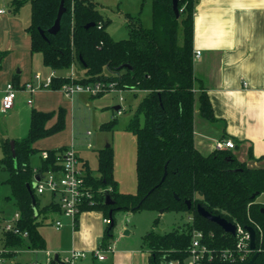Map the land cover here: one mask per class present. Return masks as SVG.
<instances>
[{"label": "trees", "instance_id": "obj_1", "mask_svg": "<svg viewBox=\"0 0 264 264\" xmlns=\"http://www.w3.org/2000/svg\"><path fill=\"white\" fill-rule=\"evenodd\" d=\"M28 1L30 22L26 31L30 36L31 51L40 53L43 64L56 72L52 89H58L64 83L112 80L123 89L145 91L125 126L136 140L135 192L119 190L114 177L111 145L98 150L96 173L88 168L84 170L93 204L84 203L81 211L99 210L109 220L111 211L113 221L112 225L109 222L105 226L99 248L105 250L111 245L117 211L133 212L142 208L160 214L187 212L192 217V221L181 230L173 229L162 234L151 230L142 237V247L149 253V264L183 261L193 228L206 235L212 231L214 245L218 248L233 246L235 236L198 215L196 207L200 205L210 214L232 224L253 228L255 249L251 257L254 253L257 255L251 264H264V203L257 201L264 192V165L249 167L227 148L214 149L204 155L193 141V114L197 100L200 115L209 121L215 120L207 93L201 91L196 96L194 90L195 0H177L178 18L172 0H151V26L144 27L138 19L129 16L128 37L125 39H114L109 34L106 29L109 19L103 17L95 0H63L65 9L54 34L48 29L54 24L61 0ZM24 2L12 0L10 4L13 10H18ZM2 57L3 52H0V61ZM77 64L84 70L81 78L71 79L66 74H59ZM54 116L55 122L48 125ZM116 122L115 118L107 121L100 125V129L110 131ZM64 125V108L48 112L32 109L27 134L14 140L12 145L6 139L0 143L3 154L0 172L4 174L0 182L9 187L3 200L18 211L17 224L28 232L26 240L31 249L44 246L38 230L39 214L61 211L55 200L40 207L38 196L29 187L34 168L30 158L41 151L33 144L63 130ZM67 147L45 149L48 157L42 159L40 156L38 171L59 168L57 156ZM107 195L111 203L105 202ZM32 196L36 202V217ZM157 222L158 218L154 224ZM3 235L7 246L13 248L6 254L12 259L16 254L14 249L25 239L10 232Z\"/></svg>", "mask_w": 264, "mask_h": 264}, {"label": "crops", "instance_id": "obj_2", "mask_svg": "<svg viewBox=\"0 0 264 264\" xmlns=\"http://www.w3.org/2000/svg\"><path fill=\"white\" fill-rule=\"evenodd\" d=\"M10 3H0V7H4L6 10L5 13L0 14V52H3L0 61V99L7 82H13L15 86L22 88L26 82L33 81L35 73H40L44 78L52 70L43 64L40 53L31 51L30 36L26 31L30 22V6L29 9L22 12V7L13 10ZM195 51H200L198 57H193L195 94L198 96L201 91L207 93L215 116L214 121L203 118L199 113L198 100L195 102L193 114L195 147L206 155L215 149V141L231 139L235 143V147L231 151L240 161L246 162L249 167H262L264 165V0H195L193 54ZM76 67L81 69L80 75H75V79H79L84 75V70L78 64L72 69ZM69 71H62L59 74L65 75ZM125 90L131 92L136 101L131 113L119 126L124 129V132L119 134L118 140L116 138L112 143H106L98 148L97 152L108 145L112 146L114 177L119 190L133 193L136 190V140L133 134H127L125 126L145 91L138 89H124L123 91ZM29 98L32 100L30 104L27 103ZM70 98L58 89H40L33 93L20 90L13 107L5 112L0 111V114L12 111H16V114L22 113L21 132L25 130L26 135L32 109L48 112L56 111L59 107L64 108L65 125L63 130L57 133L65 134L66 139L49 148L38 147L39 140H37L33 147L42 151L63 145H72L78 155L81 167L84 170L88 168L93 172L96 171L97 156L96 167L92 168L86 152H81L74 146L70 118L73 99ZM119 109L122 112L117 114ZM124 111V107L118 104L114 105L110 111L104 110L102 113H105V119L101 121L99 128L101 124L114 118L117 120L115 127L119 125V117L123 115ZM55 120L56 116L49 120L48 125L53 124ZM89 134L87 133V135ZM25 135H22L20 139ZM4 139L9 140L11 144L17 140L14 137L10 140L7 133L2 131V133L0 132V143ZM86 147L90 148L91 144L88 143ZM118 148L119 150H117ZM40 152L37 153L39 158ZM2 178L4 176L1 175L0 179ZM45 195L49 194L41 196ZM263 195L264 192L258 198ZM50 197L46 204L53 201L52 198L55 196ZM257 201L259 200L257 199ZM259 202L264 203V200ZM13 212H15L14 209ZM127 212L129 214V211ZM12 213L4 211L0 214L10 216ZM54 214L62 215L59 212ZM129 218H131V214ZM56 220L60 219L53 221V228L58 232L57 243L53 244V249L59 250L65 246L86 251L88 254L99 247L106 226L103 223L101 211H82L78 215L75 225L71 221V226L64 228L62 226L59 229L55 228ZM113 233L112 251L105 252L104 260L96 258V264H149V253L142 247V238L140 243H122L121 235L130 234L128 228L122 224L115 223ZM4 241L6 243L5 237ZM25 242H27L26 239L23 244L27 249L35 250V252L38 250L31 249L28 242ZM86 263L93 264V260ZM86 263L79 260L77 264Z\"/></svg>", "mask_w": 264, "mask_h": 264}, {"label": "rangeland", "instance_id": "obj_3", "mask_svg": "<svg viewBox=\"0 0 264 264\" xmlns=\"http://www.w3.org/2000/svg\"><path fill=\"white\" fill-rule=\"evenodd\" d=\"M12 0H0V3L11 2ZM98 2V9L104 18L109 19L107 25V31L114 39H125L128 37L127 23L129 16L134 19H138L144 27H150L152 24L151 19V0H95ZM6 5V4H5ZM30 2L25 0L22 7V12L29 9ZM39 54V53H38ZM73 74L79 76L81 69L76 67L72 69ZM122 96V100L119 97ZM70 99H73V108L70 110V118L72 120V134L74 140V146L81 152H86L92 168L96 167L97 149L105 145L106 143H112L118 140L119 134L124 132L121 123L125 121L126 117L131 113L136 98L134 95L125 90L118 94L105 93L99 97H91L85 93H76ZM120 105L124 107L125 111L121 117H119V125L112 130H101L99 124L103 121L105 113L104 110H112L114 105ZM107 105V107H106ZM23 114H16V111H12L6 114H0V132L4 131L10 140L14 137L20 139L22 135H25V130L21 132V121ZM25 119V117H24ZM25 122V121H24ZM87 132H90L87 135ZM62 134V133H61ZM127 134L131 135L132 133ZM66 139L65 134L54 133L48 137H45L38 141V147H51L55 143ZM56 140V141H55ZM90 143L91 147L87 148L86 145ZM119 150V148L117 149ZM125 153V152H124ZM123 153V154H124ZM2 151L0 148V158L2 157ZM32 166L39 165L40 158L36 153L30 158ZM134 169V164L132 163ZM96 173V171H93ZM134 172V170H133ZM4 176L0 172V176ZM1 180V179H0ZM9 187L5 183L0 182V213L6 211L12 213L13 207L6 204L3 197L8 194ZM39 206L42 207L49 200L50 196H38ZM53 200L57 201V197H53ZM259 201L264 200V195L257 198ZM3 210V211H2ZM131 214V218L129 215ZM10 215V214H9ZM190 215L187 212H175L166 211L159 213L157 211L142 208L133 212L129 211H117L114 215L115 223L122 224L130 231L129 235H121L122 243L130 244L135 242H141V238L148 232L154 231L162 234L169 232L173 229H179L185 227V224L189 222ZM158 218V222L154 224V220ZM60 219L62 227L71 226L72 218L65 217L63 215H57L53 212L40 213L37 217L39 222L38 230L44 239V246L41 249L29 250L26 245L23 244L15 249L16 254L12 258L13 262L19 264H28L35 260L45 261L46 256L43 251L60 252V255L67 254L71 248L62 246L59 250L53 249V244L57 243L58 232L53 228V221ZM27 243V242H25ZM96 264V258L88 252L86 258L81 259L83 263L92 262Z\"/></svg>", "mask_w": 264, "mask_h": 264}, {"label": "built area", "instance_id": "obj_4", "mask_svg": "<svg viewBox=\"0 0 264 264\" xmlns=\"http://www.w3.org/2000/svg\"><path fill=\"white\" fill-rule=\"evenodd\" d=\"M4 7H0V14L5 13ZM200 51H195L193 57H198ZM56 76V72L51 70L49 74L42 78L40 73L33 75V81L26 82L22 88L15 86L13 82H7L2 90L0 99V111L5 112L11 109L14 105L17 93L24 90L28 93H33L40 89H52V79ZM66 76L71 79L75 78L73 71L70 70ZM66 97H72L76 93H85L89 96L95 97L105 93H121L124 89L118 86L116 81L98 80L88 83H64L59 88ZM122 100V96L119 97ZM32 102L31 98L27 103ZM122 112L117 110V114ZM88 134L90 132H87ZM90 146V145H89ZM235 143L231 139H223L215 141V149H233ZM42 159L48 157V151L42 150L40 152ZM57 163L59 168L55 170L38 171L37 167L33 168V176L29 187L37 196L49 194L57 197V202L60 207V213L72 218L73 224H76V215L82 211L81 208L84 203L93 204L92 192L85 183V171L79 164V158L72 145H69L63 152L57 156ZM20 215L15 211L10 216H3L0 214V264H11L13 261L6 256L8 252L13 250L12 247L7 246L4 241V233L10 232L13 235H18L23 239L28 238V232L21 230L18 226ZM192 221V217H189ZM109 218L103 217V223L108 224ZM55 228L59 229L62 226L60 220L54 222ZM236 226L234 245L216 247L214 245V234L212 231L206 235L202 230L193 228L191 230L190 242L187 248V256L183 261L170 260L166 264H243L249 261L253 250L250 249V235L249 232L239 226ZM15 250V249H14ZM112 251V246L107 249L96 248L91 251V254L98 260L106 258L105 252ZM46 256L45 261L41 262L35 260L29 264H77L79 260L87 256L86 251L76 249L70 250L65 255H60L58 252L43 251ZM55 255H57L55 257Z\"/></svg>", "mask_w": 264, "mask_h": 264}, {"label": "water", "instance_id": "obj_5", "mask_svg": "<svg viewBox=\"0 0 264 264\" xmlns=\"http://www.w3.org/2000/svg\"><path fill=\"white\" fill-rule=\"evenodd\" d=\"M172 6H173V10H174L175 15L178 18L179 17V10H178V7H177V0H172ZM64 9L65 8H64V5H63V0H61L60 6H59V10H58L56 19L54 21V24L48 29L49 33L54 34L58 30L59 23H60V18H61V15L64 12ZM40 34L44 38H46L45 34L42 31H40ZM124 66H126V65H124ZM163 178H164V176L162 177V179ZM105 202L106 203H111V201L109 200V196L108 195L105 196ZM35 203H36L35 202V198L32 196V206L34 208V213H35L34 216L36 217L37 216V210L35 208ZM187 204H189V201H187ZM196 211H197L198 215H200L201 217L206 218V219L214 222L218 226H220L224 230V232L232 234V235L235 234V231H236L235 224H232L231 222L227 221L226 219H224V218H222L220 216L210 214L208 211H206L200 205H198L196 207ZM109 217H110V222H111V225H112L113 221H112V217H111V211L109 212ZM245 229L249 232V235H250V243H249L250 249L254 250L255 249V231L251 227H246ZM256 255H257V253H254L253 256L250 258V260L248 262H246L245 264H251L254 261ZM56 256L57 255H55V257Z\"/></svg>", "mask_w": 264, "mask_h": 264}]
</instances>
